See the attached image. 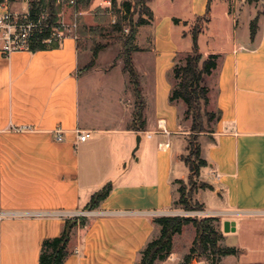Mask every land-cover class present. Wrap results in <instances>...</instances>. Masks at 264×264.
Segmentation results:
<instances>
[{
    "label": "crops",
    "instance_id": "crops-1",
    "mask_svg": "<svg viewBox=\"0 0 264 264\" xmlns=\"http://www.w3.org/2000/svg\"><path fill=\"white\" fill-rule=\"evenodd\" d=\"M147 6L153 19L138 27L132 54L145 104L143 130L131 127L135 106L80 93L83 51L75 35L34 52L0 54V264H39L42 241L60 235L67 222L50 212L84 213L86 219L73 228L63 264H137L159 233L153 219L172 215L175 183L190 174L182 157L188 147L185 105L169 101L170 73L178 55L191 51L186 26L206 14L208 25L220 19L221 30L208 33L206 25L198 46L218 55L207 86L210 106L221 117L197 137L206 161L199 182L208 187H198L193 199L204 216L217 219L224 242L238 237L222 246L240 254L224 256L220 264H264V250L254 249L249 231L264 228V0H148ZM76 129L91 137L79 141ZM107 183L108 196L86 209ZM226 221L234 230H224ZM185 229L188 240L177 250ZM192 229L186 225L175 234L172 253L155 264L181 263L196 235Z\"/></svg>",
    "mask_w": 264,
    "mask_h": 264
},
{
    "label": "trees",
    "instance_id": "trees-1",
    "mask_svg": "<svg viewBox=\"0 0 264 264\" xmlns=\"http://www.w3.org/2000/svg\"><path fill=\"white\" fill-rule=\"evenodd\" d=\"M14 2L16 0H9ZM79 3H84V8L88 7L91 0H77ZM113 4L116 0H111ZM148 0H131L123 1L118 10L119 16L115 22L110 26L111 35H109L105 42L94 43L91 49V60L88 67L94 65L95 60L103 49L109 46L111 41H119L122 43L119 58L123 61V71L128 74L129 84L131 86L134 98L135 109L133 113V120L131 127L135 130H143L145 125L144 118V100L140 86V76L136 70L132 54L138 50L135 45V38L137 29L141 25L148 24L153 19V14L147 6ZM209 8V6H208ZM41 12H47L48 18L46 23L57 19L60 13V6L56 0H31L29 4V16L36 19ZM130 15L127 29L123 25L124 15ZM138 14L137 20H133V15ZM203 21V26H197L192 30V48L185 56L184 60H176L171 73L172 88L169 95L171 103L181 101L185 105V117L191 118V125L189 127L190 138L188 140L189 155L183 158L185 164L188 166L189 182H191L192 189L197 187H208L205 183L193 182V177L199 176V170L206 165V161L200 156V147L197 143V137L200 133H204V125L211 122H216L220 119L219 111L209 110V87L205 80L210 76L217 64V54H209L203 59L199 51L198 36L203 31L204 27L210 21L206 14L203 18H197ZM175 23L179 20L174 18ZM93 30L92 28H90ZM127 29V31H126ZM257 29V20H253L250 24V34L253 37ZM51 31L48 28L42 27L33 33L30 39L29 51H37L46 47L56 46L57 43L47 44ZM211 131V130H210ZM183 180H177V183H182ZM112 189V185L107 183L101 189L96 191L90 198L86 205V209L91 210L100 205V203L108 196ZM181 196L178 200L184 206H188V199H190V192L185 196V191L180 188ZM190 191V190H189ZM201 210V205H199ZM85 217L79 219H70L65 223L60 235L51 238H45L41 243L39 264H63L66 257L70 254V240L72 237V230L74 227L85 224ZM154 224L159 228V236L149 240L144 248L140 251V259L137 264H155L158 260L167 259L172 253L173 237L182 231L183 227L192 224L195 227L196 235L192 241L188 253L183 257L179 264H191V261L196 258L205 257L210 260V264H220L222 257L228 255H238L240 249L229 246H222L220 241L222 233L217 229L214 223L217 219L206 216L202 218H195L190 216H160L153 219Z\"/></svg>",
    "mask_w": 264,
    "mask_h": 264
},
{
    "label": "rangeland",
    "instance_id": "rangeland-1",
    "mask_svg": "<svg viewBox=\"0 0 264 264\" xmlns=\"http://www.w3.org/2000/svg\"><path fill=\"white\" fill-rule=\"evenodd\" d=\"M56 3L59 4L60 6V13L58 14L56 20L50 21L49 27L46 26L44 27L48 28L51 31V33H53L54 31L53 27L55 26L58 27L59 25L61 27L60 22H62L64 24L61 27V31L63 32V34L64 35L73 34L77 37L78 46L83 51L82 59L80 60L78 67L80 93L84 94L87 100L98 94L100 102L101 101L106 102L108 98H111L110 100H112L113 102H117L122 107H126L129 109L134 108L133 107L134 98L132 96L131 89L128 85V75L123 71L122 69L123 61L122 59L119 58V52L121 51L122 48L121 42L119 41L109 42V46L103 49V51L100 53L95 66L87 71L84 69L85 65L90 61L91 49L94 43H99V42L103 43L105 42V39L112 34L110 26L113 24V22L117 20L119 16L118 10L121 6V2H118L116 0V3L113 4L111 0H91L87 8H84L82 6V4L84 3L81 4L77 0H56ZM26 4H28L26 10L29 11L30 2L23 3L22 0H16L15 3L10 2L9 6L12 11L20 14L26 12V10H24ZM43 13H45L46 18H48L47 12H41L37 18H39V16H41ZM124 17L125 18H123V25L128 29L130 15L127 14V16L124 15ZM137 17L138 14H134L133 20L136 21ZM208 24H207L208 33H212V31L221 30L219 18H215L214 23H212L211 25ZM200 25L203 26V21L201 19H195L186 26V30H188L187 32L191 34L192 30ZM90 28H92L93 30H91ZM58 40L59 39L57 38V36L51 34L49 39L46 40V43L52 44L54 42H57ZM200 53L202 54L203 59H205L209 55L207 50L205 49L203 50V52ZM178 58L181 61H183L185 58V53H180L178 55ZM213 79H211V81ZM205 83L206 84L210 83L208 81V78H206ZM110 89H113L117 93H115L114 95H110L108 93ZM209 110L213 111V107L209 106ZM104 111L102 112L105 113V115L109 113V109L104 108ZM181 114H182L181 116L182 123L184 126H186V130L188 129L185 135V139L188 146V140L191 136L189 131V127L191 125V118L187 119L183 111L181 112ZM213 124H214L213 122L207 125L205 124L204 132H210V130L213 128ZM197 143H198V139H197ZM188 155H189V150L186 149L182 157L185 158ZM175 168H177V166H175ZM193 182L197 185L199 183V176L193 177ZM190 184L191 182H189L188 177H186L182 183H177V182L175 183V200L173 203L174 211L173 213H171L172 215L169 216H190L195 218L206 217L203 215V212L199 209L200 208L199 203L194 201L193 199L194 191L198 187L195 186V188L192 189L191 192ZM181 187L185 191V196H187L188 192H190V199H188V206H184L178 202L181 196V193L179 191ZM214 224L215 226L217 225L216 223ZM218 226L220 227V225H217V227ZM188 228L189 230H193L192 228L195 227L192 224H188ZM249 231L251 235L255 237L256 243L255 241H253L255 243L254 249L260 248L264 250V228L262 230L260 229L259 231L256 230L253 231L249 230ZM183 232H184L183 235L175 241V249L177 250H182L184 244L186 243V240H188V236H189V234H187L188 231H186L185 229V231ZM158 236L159 233H157L152 239ZM237 239H238L237 236H230L226 238L225 241L227 240L228 243H234L237 241ZM227 241L224 242V239L222 238L220 244L222 245V243H227ZM194 260H196L198 264L200 262L210 264V260L209 259L207 260L205 257L193 259L191 261V264L194 263Z\"/></svg>",
    "mask_w": 264,
    "mask_h": 264
},
{
    "label": "built area",
    "instance_id": "built-area-1",
    "mask_svg": "<svg viewBox=\"0 0 264 264\" xmlns=\"http://www.w3.org/2000/svg\"><path fill=\"white\" fill-rule=\"evenodd\" d=\"M30 2L31 0H23ZM9 0H0V54L8 56L13 51L29 50L30 39L35 30L41 27H49L46 23V14L43 13L39 18L32 19L29 11L18 14L10 9ZM61 27L64 25L60 22ZM60 25L53 27V34L60 40L65 35L61 31ZM127 31V29H126ZM56 139L62 140V132L59 128L55 130ZM76 136L79 141H85L91 137V131L76 129ZM48 216H59L64 219H79L84 213L77 212H50Z\"/></svg>",
    "mask_w": 264,
    "mask_h": 264
},
{
    "label": "water",
    "instance_id": "water-1",
    "mask_svg": "<svg viewBox=\"0 0 264 264\" xmlns=\"http://www.w3.org/2000/svg\"><path fill=\"white\" fill-rule=\"evenodd\" d=\"M139 140H140V136H137L136 148L135 149H137V147L139 145ZM230 227H231L232 230H234V222H229V221L224 222V230L225 231H229L230 230ZM199 264H204V263L201 262Z\"/></svg>",
    "mask_w": 264,
    "mask_h": 264
}]
</instances>
